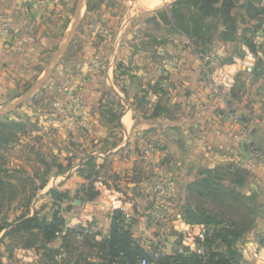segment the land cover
Returning a JSON list of instances; mask_svg holds the SVG:
<instances>
[{
    "label": "rangeland",
    "instance_id": "374dc122",
    "mask_svg": "<svg viewBox=\"0 0 264 264\" xmlns=\"http://www.w3.org/2000/svg\"><path fill=\"white\" fill-rule=\"evenodd\" d=\"M155 1L160 3L151 7ZM177 1L0 0L1 48L19 49L14 43L20 35L61 38L51 48L38 43L45 49L41 52H49L47 62L57 61L58 68L40 75L24 73L15 82L17 88L0 94V120L25 126L0 129V178L10 183L0 190V224H13L36 213L51 220L59 211L68 229L81 225L105 233L104 225L109 227L118 211V221L131 227L133 238L148 253L144 257L148 264H158L168 241L163 238L177 220L169 203L163 202L166 191L160 186L165 173L154 169L158 161L169 158L158 154L152 123H143L141 135L126 136L122 102L103 88L97 97L90 93L93 67L99 71L95 87L107 78L98 57H113L114 62L108 60V64L116 69V78L140 75L163 99L170 92V69L177 63L166 50L172 47L192 48L199 61L200 54L212 56L209 65L201 63L207 72L209 95L217 101H224L235 87V100L245 98L246 103L255 100L252 91L258 86L264 91V0H235L231 19L211 16L203 20L196 17L200 14L192 6L177 8ZM33 21L36 27L28 25ZM195 22L206 26L201 39L192 34ZM248 43L255 45L256 54ZM88 53L98 60L81 73V66L89 62ZM223 67L234 73L236 81L234 88H222L218 96L212 76L215 68ZM47 79L51 84L44 87ZM165 107L149 104L139 107V113L152 120L165 114ZM89 188L98 193L91 200L84 194ZM244 192H249V186ZM66 193L68 198L61 200ZM81 240V236L75 239ZM14 241L8 238L0 246L2 264H42L35 249L14 245ZM60 246L57 240L49 247ZM81 249L89 254L87 247Z\"/></svg>",
    "mask_w": 264,
    "mask_h": 264
},
{
    "label": "crops",
    "instance_id": "0c3cea01",
    "mask_svg": "<svg viewBox=\"0 0 264 264\" xmlns=\"http://www.w3.org/2000/svg\"><path fill=\"white\" fill-rule=\"evenodd\" d=\"M36 24L33 21L28 25L36 27ZM26 35H20L15 41L14 45L19 48L17 50L0 47V94L12 91L14 87L17 88L15 82L24 73L40 75L52 72L53 68L55 66L58 68L60 64L57 61L47 62L49 52H44L45 54L41 52L45 49H42L38 43L51 48L52 44L58 43L61 38H55L53 35L44 38ZM166 50H169L171 58L177 63L170 69L172 74L169 81L170 92L165 99L152 92L150 86L144 83L140 75L128 74V76L122 77L124 81L116 78V69L113 64L112 66L108 64V60L114 62V58L107 55V57L105 55L98 57L100 66L105 65L103 67L105 71L101 69L106 72L105 84L102 82L95 87L99 71L93 67V73L89 78L90 81L93 80V84L92 86L89 84L88 89L94 97L99 94L101 90L99 88L109 90V94L114 95L116 101L122 102V105L126 107L121 118L126 136L141 135L140 129L144 128L142 127L143 123H152V137L159 143L158 154L163 158H169L168 162L158 161L154 169L158 172L162 170L165 173L164 179L161 180L163 185L160 186L166 191L163 193L165 195L163 202L169 203V211L173 212L174 216L172 215V217L177 219L175 224L170 226V233H166L163 238V240L168 238L163 253L170 254L171 248L173 251H181L180 237L188 225L184 221L183 214L184 206L187 203L188 187L199 178V172L228 165L242 166L245 157L242 146L243 133L238 127L232 126L228 122L225 118L227 112L244 114L249 120H253L251 140L258 149L264 152V91L262 89L259 91L261 87L258 86L257 90L252 91L255 100L248 103L244 100L245 98L242 101L235 100L232 93L225 95L224 101H217L209 95L206 69L192 48L176 50L172 47ZM161 52L162 49L159 48L158 54ZM88 54L86 60L89 62L81 66L82 68L79 70L81 73L88 72V68H91L92 65L91 62L94 63L98 60L90 53ZM123 57L127 58L128 54L123 53ZM87 65L88 67H86ZM43 78L44 75L41 78L42 81ZM48 80L44 81V87L47 84L50 86L51 83ZM149 104L151 107L166 106L165 114L153 116L152 120L142 117L139 107H146ZM248 180L249 190H252L250 184H255L258 187L264 206V166L257 165L248 174ZM164 222L166 221L163 220L162 223ZM104 227L106 228L103 230L109 228L106 225ZM160 228L165 227L161 225ZM205 229L207 234L214 232V227L205 226ZM104 232L107 233V231ZM135 235L140 237L136 231ZM190 244L193 247L197 246H194L193 243ZM246 244L264 246V207L256 221L255 228L242 241L238 242L234 249L242 255V248ZM216 246L219 252L225 253L227 250L219 242L216 243ZM197 248L202 247L197 246ZM202 249L205 252L206 248ZM245 259L242 256L239 264H249Z\"/></svg>",
    "mask_w": 264,
    "mask_h": 264
},
{
    "label": "trees",
    "instance_id": "16d2710c",
    "mask_svg": "<svg viewBox=\"0 0 264 264\" xmlns=\"http://www.w3.org/2000/svg\"><path fill=\"white\" fill-rule=\"evenodd\" d=\"M175 6L194 7L196 14H200L196 16L200 20L211 16L231 19L237 8L235 0H179ZM194 26L193 36L201 39L205 35L206 26L203 22L200 25L195 22ZM247 45L256 54L255 45ZM261 63L260 60L259 64ZM236 91L235 87L232 90L234 98L237 97ZM6 127L25 128L20 123L0 120V129ZM11 177L8 176V179ZM248 182V174L233 165L201 170L199 178L188 187L183 214L184 221L189 225L214 227L213 234L208 233L202 244L206 248L205 252L200 255L184 248L182 251H173L172 254L163 253L157 259L158 264H239L242 255L234 246L255 228L263 207L258 193L252 190L244 192ZM9 184L0 178V190ZM50 193L55 194V191ZM84 194L89 200L98 195L90 188ZM61 196V200H64L69 194ZM115 215L107 233H94L91 227L81 225L68 229L59 211L53 213L51 220L40 217L37 213L33 217L23 216L13 224H0V246L8 238L15 240L12 242L14 245L35 249L40 254L42 264H140L144 257H148V253L133 238L131 227L118 221L120 212L116 211ZM79 236L82 237L80 243L75 241ZM57 240L61 241L60 248L51 249L49 246ZM217 242L226 247L225 253L217 251ZM83 247L89 249V254H85L86 249H81ZM2 259L3 254L0 252V264L3 263Z\"/></svg>",
    "mask_w": 264,
    "mask_h": 264
},
{
    "label": "built area",
    "instance_id": "2783aa9c",
    "mask_svg": "<svg viewBox=\"0 0 264 264\" xmlns=\"http://www.w3.org/2000/svg\"><path fill=\"white\" fill-rule=\"evenodd\" d=\"M199 58L201 62L205 65H209L213 61L212 56L206 54H200ZM213 81L216 95L221 96L223 90L222 88H234L235 77L234 73L231 71L226 72L223 68H215L213 72ZM225 118L231 123L232 126L238 127L243 133V142L242 146L245 152L244 161L242 163V169L247 172H252L257 165L264 166V152L258 149L251 140V132L254 127V123L252 121H244L242 116L233 111H229L226 113ZM184 234L183 246L188 248L191 252H196L200 255L204 254L203 245L207 231L204 225H187ZM193 245H197L198 247H202L200 249L193 247ZM187 254V253H185ZM242 256L246 262L249 264H264V246L262 245H249L246 244L242 248ZM140 264H148L147 259H142Z\"/></svg>",
    "mask_w": 264,
    "mask_h": 264
},
{
    "label": "water",
    "instance_id": "95a60500",
    "mask_svg": "<svg viewBox=\"0 0 264 264\" xmlns=\"http://www.w3.org/2000/svg\"><path fill=\"white\" fill-rule=\"evenodd\" d=\"M0 115H2V112H0ZM250 187H251L252 191L260 194V191H259L258 187L255 184H250Z\"/></svg>",
    "mask_w": 264,
    "mask_h": 264
},
{
    "label": "bare ground",
    "instance_id": "6f19581e",
    "mask_svg": "<svg viewBox=\"0 0 264 264\" xmlns=\"http://www.w3.org/2000/svg\"><path fill=\"white\" fill-rule=\"evenodd\" d=\"M161 1V0H160ZM158 1H155L154 3H151V7H154L155 6V4L157 3ZM158 3H160V2H158Z\"/></svg>",
    "mask_w": 264,
    "mask_h": 264
}]
</instances>
